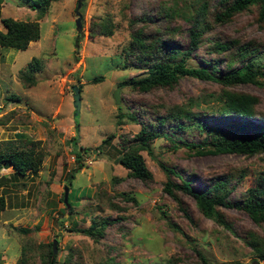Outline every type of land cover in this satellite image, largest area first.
I'll return each instance as SVG.
<instances>
[{"label": "rangeland", "instance_id": "1", "mask_svg": "<svg viewBox=\"0 0 264 264\" xmlns=\"http://www.w3.org/2000/svg\"><path fill=\"white\" fill-rule=\"evenodd\" d=\"M159 1L53 0L38 18L39 39L30 41L25 49L0 47V144L30 146L26 140L37 139L45 152L36 174L14 179L10 167L0 168V175L18 182L0 186L7 199L0 220V264H18L23 251L30 264H46L42 255H46L48 243L53 240L56 264H204L197 251L210 264H264L244 242L250 233L263 237L264 222L256 224L242 209L218 206L230 223V228L225 227L203 215L192 195L176 190L183 210L163 188L168 176L163 168L166 165L176 171L171 174L173 180L187 179L195 190L206 191L215 181L223 180L221 192L225 191L228 200H236L264 177V152L196 154L177 137L175 147L171 139L161 136L152 141L151 153L141 151L152 172L148 181L130 176L116 160L122 138H131L144 122L145 116L139 111V122L127 116L139 104H190L193 109L218 104L209 93L219 92L222 86L210 79L185 75L173 88L150 91L118 85L121 79L140 72L122 68L121 48L130 39L129 18L150 10ZM216 2L209 0L210 7ZM0 11L2 16L37 18L35 9L18 0H1ZM257 13L258 5L253 4L230 21L217 23L206 32L207 40L217 35L264 40V27L257 22ZM107 15L112 18L113 32L90 36L91 22ZM171 24L179 28L174 42L185 49L190 41V23L176 17ZM0 30H4L1 21ZM80 32L81 39L76 44ZM207 42L201 41L192 51L200 63L211 56L205 51ZM33 57L40 59L41 68L36 72V83L25 86L19 71ZM99 74L104 78L93 82L92 78ZM73 84L82 85L78 116ZM117 87L118 102L113 97ZM234 88L257 94V108L264 113V85L241 83ZM14 93L18 99L7 98ZM207 115L206 120L220 122L218 114ZM109 133L114 137L101 146L102 154L86 153L83 165L77 166L75 146L94 148ZM179 133L187 141L203 138L198 130ZM75 166L69 187L66 176ZM65 185L68 193L72 190V205L68 207L62 200ZM4 187L7 189L3 191ZM93 216L111 219L98 240L72 230L73 225L88 226ZM19 226L30 229L23 231Z\"/></svg>", "mask_w": 264, "mask_h": 264}, {"label": "trees", "instance_id": "2", "mask_svg": "<svg viewBox=\"0 0 264 264\" xmlns=\"http://www.w3.org/2000/svg\"><path fill=\"white\" fill-rule=\"evenodd\" d=\"M51 1L53 0H18L19 3L37 11V18L31 20L2 16L0 11V21L4 26V30H0V47L25 49L30 41L39 39L41 33L38 18L47 12ZM253 4L258 5L255 18L264 27V0H217L212 8L209 0H171L170 3L161 0L154 3L150 10L129 18L130 39L121 48L122 68L130 67L140 72L121 79L118 82L120 87L128 86L137 91H150L157 87L173 88L179 78L185 75L210 79L222 86L219 92L209 93L214 95L218 104L210 103L193 109L190 104L141 103L138 109L128 112V118L134 122H139L138 111L145 116L141 127L131 138H122L123 146L116 156L117 162L128 169L130 176L144 181L152 179V172L147 167L141 151L151 153L152 141L161 136L171 139L175 147L178 146L174 139L177 137L190 152L196 154L234 152L253 155L264 152V123L261 121L264 120V113L257 108L260 98L257 94L234 88L241 83L264 85V40L220 35L207 40L206 36L208 29L217 23L230 21L236 13L250 9ZM176 17L190 23L188 27L190 41L185 49L174 42L179 28L171 22ZM112 24L109 15L101 16L91 22L88 34L109 35L113 32ZM80 36L81 32L76 35V44L81 39ZM203 40L209 42L205 51L211 56L200 63L192 55V51ZM41 64L40 59L33 57L19 71L23 85L31 86L36 83V72L41 68ZM103 78L104 76L99 74L94 76L92 81H100ZM78 85L81 88L82 85ZM7 98L18 99L19 96L14 93ZM209 113L218 114L220 122L206 120L204 116H208ZM181 130L189 132L198 130L203 133V138L198 142L183 140L182 134L179 133ZM113 137L114 133L107 134L94 148L75 146L77 166L83 165V156L86 153L101 155V146L110 143ZM72 141L74 144L77 143L76 136L72 137ZM26 142L30 143V146H13L10 142L0 144V168L10 167L14 179H17V176L36 174L42 166L45 152L40 146L41 141L28 138ZM163 168L168 175L163 188L183 210L185 208L176 190L192 195L203 215L225 227L230 228V223L218 206L242 209L256 224L262 225L264 222V177H260L257 185L247 187L240 197L232 201L226 198L225 191L221 192L225 185L223 180H217L206 191H200L193 189L187 179L182 178L179 182L173 180L171 174L176 171L172 167L165 165ZM76 170L75 166L66 176L69 187ZM11 176L1 174L0 186L9 181L12 185H17V181L10 180ZM6 189L7 187H4L3 191ZM71 192L72 190L68 193V202L72 205ZM6 203L5 194L0 192V220ZM108 222H111L109 217L99 220L97 216H93L88 226L73 225L72 230L83 232L98 240L105 234ZM19 229L28 231L30 228L19 226ZM244 242L251 246L253 252L264 262V236L259 237L250 233L244 238ZM52 251V243L49 242L46 255H42L46 264H56V255ZM197 253L204 264H210L200 251ZM18 264H30L24 251L19 257Z\"/></svg>", "mask_w": 264, "mask_h": 264}, {"label": "water", "instance_id": "3", "mask_svg": "<svg viewBox=\"0 0 264 264\" xmlns=\"http://www.w3.org/2000/svg\"><path fill=\"white\" fill-rule=\"evenodd\" d=\"M76 12L78 14L77 18H76V25L77 28L80 27V15L78 13V8H76ZM72 89H73V98H74V107H75V115L78 116V112L80 110V106H81V94H80V87L78 84H73L72 85ZM119 87H117L114 92H113V97L115 99L116 102L119 101ZM68 185L64 186V194H63V202L67 205V207L70 205L68 202ZM55 241H52V248H53V253L55 252Z\"/></svg>", "mask_w": 264, "mask_h": 264}]
</instances>
